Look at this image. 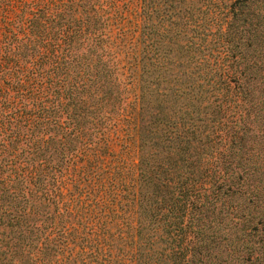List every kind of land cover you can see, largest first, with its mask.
Instances as JSON below:
<instances>
[{
	"label": "trees",
	"instance_id": "obj_1",
	"mask_svg": "<svg viewBox=\"0 0 264 264\" xmlns=\"http://www.w3.org/2000/svg\"><path fill=\"white\" fill-rule=\"evenodd\" d=\"M126 12L0 0V264H264V0Z\"/></svg>",
	"mask_w": 264,
	"mask_h": 264
},
{
	"label": "rangeland",
	"instance_id": "obj_2",
	"mask_svg": "<svg viewBox=\"0 0 264 264\" xmlns=\"http://www.w3.org/2000/svg\"><path fill=\"white\" fill-rule=\"evenodd\" d=\"M137 5H138V0H125V7H126L127 12L125 13V17H124L123 22H124V26L126 27V29H132V27L138 23ZM129 88L131 90H133V84H131L129 86ZM126 158H127L129 163L134 161V146L132 145V143L129 145V149L127 150ZM237 201L238 200H236V202ZM230 216H231V214H228L227 216L223 217L222 223L224 225H226L227 223H230L228 221ZM220 243H221V245H223V243H225V242L221 241ZM220 256L222 257L223 254L220 253Z\"/></svg>",
	"mask_w": 264,
	"mask_h": 264
}]
</instances>
